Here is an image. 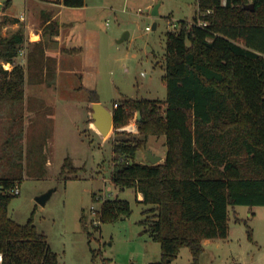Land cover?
Returning <instances> with one entry per match:
<instances>
[{"label": "rangeland", "instance_id": "rangeland-1", "mask_svg": "<svg viewBox=\"0 0 264 264\" xmlns=\"http://www.w3.org/2000/svg\"><path fill=\"white\" fill-rule=\"evenodd\" d=\"M13 1L12 11L24 10V0ZM10 3L0 0L3 36L30 27L42 39L48 38L46 17L35 14L30 21L25 13L24 19L22 13L6 15ZM197 9V0H85L83 7L63 9L59 18L67 24L56 43L62 51L60 63L46 55L44 39L28 52L27 59L16 57L29 90L23 103L0 99V155L4 142L16 135L11 156L0 169L15 164L14 170L24 176L20 193L10 202L9 216L20 224L32 218L58 253L59 264L161 260L160 243L140 224L149 206L137 200L134 190L121 189L112 181L113 142L145 139L139 129L142 115L127 107L128 121L114 124L105 136L92 124L90 96L96 91L112 113L126 99L158 100L164 115L167 33L178 29L180 21L191 22ZM125 32L129 38L119 42ZM0 65L13 68L1 58ZM43 83L56 85L49 88ZM165 142V134L148 136L134 160L148 162L147 152L152 151L164 161ZM51 189H55L52 197L46 205L40 204L36 197ZM115 198L131 202V216L100 223L97 211L104 200ZM229 226L227 238L203 240L200 264H264V206L230 207ZM191 261L189 248L183 247L170 264Z\"/></svg>", "mask_w": 264, "mask_h": 264}, {"label": "trees", "instance_id": "trees-1", "mask_svg": "<svg viewBox=\"0 0 264 264\" xmlns=\"http://www.w3.org/2000/svg\"><path fill=\"white\" fill-rule=\"evenodd\" d=\"M63 4L83 7L85 0ZM197 5L191 22L180 21L167 33L164 115L151 99H126L113 112L116 126L128 121L127 107L142 115L145 139L113 142L112 181L141 194L137 200L149 206L140 224L162 250L161 260L151 264H170L183 247L191 252L190 264H200L204 239L228 237L230 207L264 206V0H197ZM1 30L0 23V58L14 66L0 65V99L23 103L25 71L15 59L25 36L19 30L6 37ZM154 134L166 136L164 161L136 162ZM15 137L4 142L0 167ZM7 166L0 169V264H59L32 218L20 224L9 216L13 190L24 176L15 164ZM131 214V202L120 198L104 200L97 211L100 223Z\"/></svg>", "mask_w": 264, "mask_h": 264}, {"label": "crops", "instance_id": "crops-1", "mask_svg": "<svg viewBox=\"0 0 264 264\" xmlns=\"http://www.w3.org/2000/svg\"><path fill=\"white\" fill-rule=\"evenodd\" d=\"M24 2H25L24 10L21 11L20 13H16V12L12 11V7L14 6V1L11 0V3H10V5L6 11V15L13 16L15 13L16 14L25 13L26 17L29 18L30 21L34 20L35 14H40L41 18L46 17L45 25H46V27L49 26L48 38L47 37L43 38L44 41H46V42H44L45 43L44 47L46 48V55L53 57L54 59H56L58 61V63H60V61L62 60V57H61L62 51H60V49H59V47H57L56 43L62 39V36H61L62 29L67 24L64 21L63 22L60 21L59 18L63 12V9H65L67 6H65L63 4V0H24ZM3 22H4L3 20L2 21L0 20L2 27H3ZM54 22L57 23L58 27ZM23 33L25 36V42H24L22 48L24 46H25V48L21 49L22 52L20 51L18 58L21 57L22 59H27L28 58V52L32 51V48L39 43V41L42 39V37H41L40 33L32 31V28H30V27L28 28V30L27 29L24 30ZM26 39L28 41H26ZM27 47H29V48H27ZM9 64L14 66V64H12V63H9ZM38 85L39 86H36L37 88H35L36 90H38V88L40 87V85H42V83H39ZM43 85H48L49 88H53V87H55L56 84H53L54 85L53 86V85L43 83ZM27 87L28 86L25 85V90H29ZM39 97H37V99H40ZM92 124H93L94 128H96L99 131V128L95 125V123L93 122ZM138 198L142 199L143 196L141 194H139Z\"/></svg>", "mask_w": 264, "mask_h": 264}, {"label": "water", "instance_id": "water-1", "mask_svg": "<svg viewBox=\"0 0 264 264\" xmlns=\"http://www.w3.org/2000/svg\"><path fill=\"white\" fill-rule=\"evenodd\" d=\"M245 8L254 10V5L247 4L245 5ZM153 14L154 15L158 14V7H155ZM153 28H156V25H154ZM129 36L130 33L125 32L124 35L120 38L119 42L127 40ZM90 102L92 103V107H91L92 119H93L92 121L99 128V131L106 136L114 126V114L110 111V109H108L106 106L102 104L100 96L96 91H91ZM162 159L163 157L156 155L152 151L147 152V160L151 164H157L161 162ZM54 191L55 189H51L43 193L42 195L37 196L36 200L40 204L46 205L48 200L52 197Z\"/></svg>", "mask_w": 264, "mask_h": 264}, {"label": "built area", "instance_id": "built-area-1", "mask_svg": "<svg viewBox=\"0 0 264 264\" xmlns=\"http://www.w3.org/2000/svg\"><path fill=\"white\" fill-rule=\"evenodd\" d=\"M22 18H23V19L25 18L23 14H22ZM199 24H201V25H206L207 23H206V22H203V21H200ZM173 26H177V24H174ZM148 29H150V28H148ZM21 52H22V51H21ZM117 106H118V103L116 104V107H117ZM13 192H14L16 195H18V194L20 193V185H19V184H17V185L15 186ZM96 214H97V213H96ZM1 260H2V255H0V262H1Z\"/></svg>", "mask_w": 264, "mask_h": 264}]
</instances>
